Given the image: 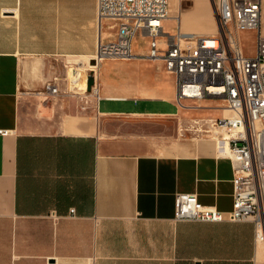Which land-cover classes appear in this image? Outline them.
<instances>
[{
	"label": "crops",
	"instance_id": "obj_1",
	"mask_svg": "<svg viewBox=\"0 0 264 264\" xmlns=\"http://www.w3.org/2000/svg\"><path fill=\"white\" fill-rule=\"evenodd\" d=\"M210 8L179 0L165 30L214 35L217 23L215 33L184 31L186 17ZM112 35L100 33L98 0H0V264H264L252 221L176 220L178 193L231 211L233 169L207 136L158 149L159 124L186 113L175 78L143 58L147 38L134 41L137 57L99 65L97 91L70 83L68 71L85 70ZM56 78L59 94L41 95ZM201 104L194 115H228L223 102Z\"/></svg>",
	"mask_w": 264,
	"mask_h": 264
},
{
	"label": "built area",
	"instance_id": "obj_2",
	"mask_svg": "<svg viewBox=\"0 0 264 264\" xmlns=\"http://www.w3.org/2000/svg\"><path fill=\"white\" fill-rule=\"evenodd\" d=\"M169 6L170 0H98L100 33L104 26L113 35L100 36L89 63L97 68L105 60L135 58L134 41L143 36L149 42L143 58L161 62L164 72L175 78L176 101L182 109L199 111L205 101L225 103L217 109L228 115L204 119L202 132L216 143L218 157L231 161L233 208L221 212L203 205L197 195L178 193L176 220L252 221L258 232L264 229V0H214L217 33L210 36L186 34L180 27L167 32ZM108 21L113 23L109 27ZM248 33L256 36L253 55H247L243 45ZM86 80L81 78L78 85L85 87ZM57 81L46 83L40 94L56 97ZM0 135L8 131L0 130Z\"/></svg>",
	"mask_w": 264,
	"mask_h": 264
},
{
	"label": "rangeland",
	"instance_id": "obj_3",
	"mask_svg": "<svg viewBox=\"0 0 264 264\" xmlns=\"http://www.w3.org/2000/svg\"><path fill=\"white\" fill-rule=\"evenodd\" d=\"M182 2V1H180ZM179 0H170V10H172L173 13H170L172 17H179L180 15L174 13L176 9L178 8ZM190 9L184 11L186 14ZM196 10V9H195ZM193 15H198L200 18H195V17H186V19L183 21L186 22L184 25V31L185 32H190V30L194 29H201V28H208L211 30V33H215L216 31V21L214 18L213 10L210 8L207 15H204L201 11H195L192 12ZM184 17V13H183ZM174 18L172 20L168 19V22L166 23V29L169 31H172L176 27V23L174 21ZM256 38V36H255ZM255 38L253 34H249L244 36L243 38V45L245 46V50H252L254 48L255 44ZM140 49H145L146 45L143 40H141V43L139 45ZM92 66H95V62L90 63ZM88 71V72H87ZM92 71L91 68L88 67V69L82 70L83 73H89ZM98 76V67L94 69ZM84 78V77H83ZM213 105V106H211ZM209 106L214 107V103H211ZM107 106L103 107L106 108ZM192 107V106H188ZM200 107L203 106L202 104ZM201 110V109H200ZM186 114L180 115L179 118H174L173 120L164 121V123L159 124V127L157 130L154 132L159 133L163 135L164 137L161 139L160 144L158 146V149L160 151L164 152H172V151H177L180 149L179 142L184 141L185 139H190V138H197V137H204V134L202 130L206 128L204 123L202 122L205 118L204 116L201 115H194L192 111H184Z\"/></svg>",
	"mask_w": 264,
	"mask_h": 264
},
{
	"label": "water",
	"instance_id": "obj_4",
	"mask_svg": "<svg viewBox=\"0 0 264 264\" xmlns=\"http://www.w3.org/2000/svg\"><path fill=\"white\" fill-rule=\"evenodd\" d=\"M211 4H212V9L214 11V16H215V19H216V23H218L217 17L215 15L214 0H211ZM218 28H219V24H218ZM68 79H69L70 83H72L73 85L78 84L80 82V78L78 76V71L76 69H74V68H71L68 71ZM94 84H95L94 75H89L87 77V89H88V91L92 90V88L94 87Z\"/></svg>",
	"mask_w": 264,
	"mask_h": 264
},
{
	"label": "bare ground",
	"instance_id": "obj_5",
	"mask_svg": "<svg viewBox=\"0 0 264 264\" xmlns=\"http://www.w3.org/2000/svg\"><path fill=\"white\" fill-rule=\"evenodd\" d=\"M174 17H171V15L169 16V19L170 20H172ZM81 67L84 69L85 68V70L86 69H88V67L89 68H91V69H94V68H96L95 66H92L90 63H88V64H81ZM86 83V82H85ZM97 91V90H96ZM259 232H258V242L259 243H261V251H262V254H263V261H264V229L263 228H260L259 230H258Z\"/></svg>",
	"mask_w": 264,
	"mask_h": 264
}]
</instances>
